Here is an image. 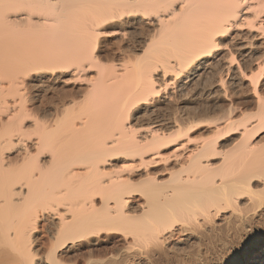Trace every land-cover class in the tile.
I'll return each instance as SVG.
<instances>
[{"label":"bare ground","instance_id":"bare-ground-1","mask_svg":"<svg viewBox=\"0 0 264 264\" xmlns=\"http://www.w3.org/2000/svg\"><path fill=\"white\" fill-rule=\"evenodd\" d=\"M0 264H264V0H0Z\"/></svg>","mask_w":264,"mask_h":264},{"label":"snow or ice","instance_id":"snow-or-ice-1","mask_svg":"<svg viewBox=\"0 0 264 264\" xmlns=\"http://www.w3.org/2000/svg\"><path fill=\"white\" fill-rule=\"evenodd\" d=\"M239 239H240V238L238 237L237 240L239 241Z\"/></svg>","mask_w":264,"mask_h":264}]
</instances>
